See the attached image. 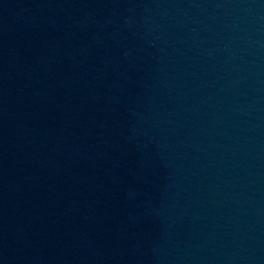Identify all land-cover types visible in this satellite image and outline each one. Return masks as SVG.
<instances>
[{
	"label": "water",
	"instance_id": "1",
	"mask_svg": "<svg viewBox=\"0 0 264 264\" xmlns=\"http://www.w3.org/2000/svg\"><path fill=\"white\" fill-rule=\"evenodd\" d=\"M0 264H264V0H0Z\"/></svg>",
	"mask_w": 264,
	"mask_h": 264
}]
</instances>
